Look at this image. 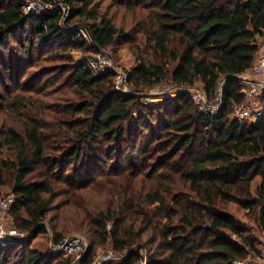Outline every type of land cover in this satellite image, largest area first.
Segmentation results:
<instances>
[{
	"label": "trees",
	"instance_id": "16d2710c",
	"mask_svg": "<svg viewBox=\"0 0 264 264\" xmlns=\"http://www.w3.org/2000/svg\"><path fill=\"white\" fill-rule=\"evenodd\" d=\"M40 1L67 11L28 14L21 0H0V107L12 113L0 122V147L12 153L0 160V184L9 169L10 217L27 234L0 246V264H73L62 251L29 249L46 222L53 245L75 234L88 240L80 264L104 247L118 258L103 264H236L259 255L258 238L229 207L264 234V115L250 124L233 116L245 102L234 78L252 66L264 36V0H134L144 33L127 93L114 88L112 70L87 64L90 51L125 36L100 0ZM224 80L215 114L201 113L186 90L148 103L139 95L163 81H200L212 97Z\"/></svg>",
	"mask_w": 264,
	"mask_h": 264
},
{
	"label": "rangeland",
	"instance_id": "374dc122",
	"mask_svg": "<svg viewBox=\"0 0 264 264\" xmlns=\"http://www.w3.org/2000/svg\"><path fill=\"white\" fill-rule=\"evenodd\" d=\"M21 1H23L25 4L32 5L30 12H28V14L32 12L35 13V12H40V11L50 12L51 14H54V13H57L59 9L61 10V12L66 11L65 6H60L62 5L61 3L58 5L59 9H55V11H53L51 10V6H55L53 5V3H44L40 0H21ZM100 2H101L100 10L107 14V17L110 18L112 24L116 26L120 30V32L125 33V36H123V38L120 39L119 43H116L112 48H107L106 50L100 51V52L90 51L88 55L85 57H87V59H90L93 63L96 64L95 68L90 67L94 72H100L99 69H100L101 64L104 65L106 70L108 69L112 70V72L114 73V78H113L114 85H121L120 78H123L126 75L127 86L130 90L131 88H130V82L128 81V73L132 70V67L135 65L136 59L138 57V47L136 45V42L137 43L142 42V39H143L142 32L144 33L142 29V25H141L142 22H140V19H139L140 16H138L136 13H134L130 9V5L134 3V0H100ZM41 7H43V9ZM58 24L59 26H62L64 23L63 21H61ZM74 29L76 31V29L79 30L83 28L82 27L77 28L76 26H74ZM83 31H85L86 33V37H83L86 44L91 45L92 43H91L90 38H88V33L86 32L85 29H83ZM77 35L79 36V34ZM263 41H264V36H261L257 39V42L259 43L260 47L263 44L262 43ZM131 43L133 44V46H131ZM8 44L10 46L13 45L12 43H9V42ZM140 47L142 48V46ZM65 54H68L69 56H71L72 59H79L81 56L76 51H70V50L65 51ZM148 54L153 55V53L148 51V48H147L146 55ZM64 63H65L64 60L55 61L54 63L51 60H47L45 61L44 64L63 66ZM29 70H34V68L30 67ZM47 77H43V80H45V78ZM217 89H219V86ZM175 90H183V91L186 90V92H188V94L190 95L192 92L203 91V88H202V84L200 81H196L194 86L186 87V88L174 86L169 81H163L155 86L144 89L143 92L140 91L139 95L142 96L141 101L143 103H148L147 98L149 97L154 98V100H150V101L156 102V101L161 100L163 97H167L166 95L169 93L168 91H175ZM0 94L5 95L6 93H4L2 89H0ZM174 96H176V94L171 95V97H174ZM206 97L209 101H211L210 98L212 97H209V96H206ZM258 99L260 100V103L255 104L246 98L243 104V107L247 109H252V108H255L256 106L264 105L261 102V98H258ZM193 104L199 110L196 103L193 102ZM236 106L238 105H235L234 107ZM199 111L202 113L201 110ZM6 114L7 113L4 114L2 108L0 107V122L1 120L11 121L12 113H8V115ZM233 116H234V108H233ZM251 121L252 120L250 118H247L244 120L246 124H250ZM126 152L128 153L129 151H126ZM11 156H12V153L9 149L0 147V160L1 161L2 160L10 161ZM6 171H7V177L4 176L3 178L6 184L3 186L0 184V195H3V194H7V195L0 196V198L12 196L9 193H11L10 188H11L13 176L9 169H6ZM37 180H40V178L37 177V175L36 176L31 175L30 177H28V181H37ZM258 182H259V178H256L253 182V189ZM61 198H64V197H61ZM57 200H60V199H57ZM229 209L238 219H240L247 225L248 231L258 238L260 254L259 255L250 254L244 261V264H264V234H262L257 229L253 221L247 220V218L245 217L244 209H242L241 207L235 204L230 205ZM7 224L9 227L16 228L15 227L16 222L14 220V217L12 215L10 217V211H9V214L7 215ZM46 225L48 226V232L46 234H39L38 236L33 238L31 241H28L27 244H29V249H37L42 252H48L50 249L52 248L54 249L56 245H53L52 243L53 230L51 229V226L47 222H46ZM73 236L81 237L88 243V240L81 234H75ZM67 238H70V237H67ZM8 245H12V243L7 244L6 246ZM6 246H2V247H6ZM88 246H89V243H88ZM88 250L89 248H87L86 252ZM95 252H96L95 257L93 259L92 264H96V263L103 264L104 262L115 261V259L118 258V257L115 258L114 252H112V250H110L107 247L98 248L96 249Z\"/></svg>",
	"mask_w": 264,
	"mask_h": 264
},
{
	"label": "built area",
	"instance_id": "2783aa9c",
	"mask_svg": "<svg viewBox=\"0 0 264 264\" xmlns=\"http://www.w3.org/2000/svg\"><path fill=\"white\" fill-rule=\"evenodd\" d=\"M60 4V3H59ZM32 5L25 4L24 12H30ZM65 6V5H60ZM43 9V7H41ZM59 8L57 6H51V10ZM66 11L67 7L65 6ZM65 11V12H66ZM32 12V11H31ZM63 12V13H65ZM87 32V31H86ZM78 34L82 37H86L85 31L83 29L78 30ZM88 38L89 35H88ZM100 52V51H99ZM87 64L89 67L95 68L96 64L93 63L90 59H87ZM100 72L106 70L104 65H100ZM259 76H263L262 79H258ZM237 81L239 90L244 94L245 99H249L255 104L260 103L258 98H261L264 95V54L259 56L255 63L242 74L234 78ZM127 77L120 78L121 85H114V88L117 91L121 92H130L127 86ZM226 81L224 80L219 85V89L215 91V94L212 96L211 101L207 99V95L204 91L192 92L190 97L193 102L196 103L199 110L204 114H215L220 109L223 103V94ZM181 90L168 91L167 97H171ZM148 102L154 100V98H147ZM264 115V105L256 106L252 109H247L243 105H238L234 107V116L239 119V121L244 122L245 119L250 118L260 119ZM252 122V121H251ZM14 199L12 196L0 198V246H6L9 243H13L16 240L23 238L26 234L23 231H20L17 228L9 227L7 224V215L13 205ZM89 248L88 243L81 237L73 236L70 238H65L61 240L55 247L54 250L62 251L64 256H71L73 259V264H80L82 258L86 255V250ZM116 258V256H115ZM100 263V262H99ZM102 263V262H101ZM98 264V263H96ZM136 264H146L145 259L142 257L136 262ZM236 264H244L243 262H236Z\"/></svg>",
	"mask_w": 264,
	"mask_h": 264
},
{
	"label": "crops",
	"instance_id": "0c3cea01",
	"mask_svg": "<svg viewBox=\"0 0 264 264\" xmlns=\"http://www.w3.org/2000/svg\"><path fill=\"white\" fill-rule=\"evenodd\" d=\"M262 43H263V44L261 45V47H260V49H259V51H258V53H257V55H256V57H255L253 63L256 62V60H257V58H258L259 56H261V55L264 54V41H263ZM246 71H247V70H246ZM262 78H263V76H259V77H258V79H262ZM258 120H259V119H253L251 123H255V122L258 121Z\"/></svg>",
	"mask_w": 264,
	"mask_h": 264
}]
</instances>
